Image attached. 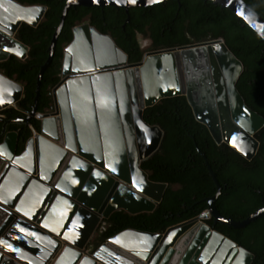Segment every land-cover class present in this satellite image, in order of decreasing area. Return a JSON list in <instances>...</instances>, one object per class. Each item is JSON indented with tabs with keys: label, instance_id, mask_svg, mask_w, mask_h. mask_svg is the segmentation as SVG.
I'll return each instance as SVG.
<instances>
[{
	"label": "water",
	"instance_id": "95a60500",
	"mask_svg": "<svg viewBox=\"0 0 264 264\" xmlns=\"http://www.w3.org/2000/svg\"><path fill=\"white\" fill-rule=\"evenodd\" d=\"M172 0H66L49 54L37 75L34 103L23 119L32 128L17 153L19 134L0 143V264H252L255 255L206 221L242 229L264 216L261 208L241 221L217 207L223 187L204 157L217 193L209 209L164 232L126 229L104 241L101 227L116 211L152 213L167 183L142 167L162 146L165 132L144 120L161 100L186 96L198 122L217 144H228L246 160L259 148L255 134L264 118L245 103L236 83L242 62L222 39L147 52L130 63L114 39L88 22L72 29L52 103L38 112L42 77L51 64L71 7L129 9ZM179 1V0H176ZM229 9L264 42V19L243 0H205ZM47 7L0 0V63L28 57L16 34L37 27ZM239 13V14H237ZM24 86L0 72V111L15 107Z\"/></svg>",
	"mask_w": 264,
	"mask_h": 264
},
{
	"label": "trees",
	"instance_id": "16d2710c",
	"mask_svg": "<svg viewBox=\"0 0 264 264\" xmlns=\"http://www.w3.org/2000/svg\"><path fill=\"white\" fill-rule=\"evenodd\" d=\"M25 5L47 7L37 27L22 24L16 37L29 46L28 57L11 56L0 63V72L24 86L23 98L15 107L0 111V143L8 131L19 134L17 153L24 149L39 128L18 121L31 110L35 98L37 75L49 54L53 33L60 22L66 0H15ZM264 19V0H243ZM106 7H71L58 37L53 60L43 74L38 112L51 103V91L60 80L65 47L73 38L72 29L88 22L103 34L110 35L128 56L130 63L139 62L146 51L173 48L198 42L222 39L242 62L243 72L236 87L249 108L264 118V42L233 12L205 0H172L163 4L129 9ZM150 41L143 49L138 37ZM144 120L160 126L165 137L162 146L142 167L155 182L169 184L162 203L152 213L132 215L114 212L105 220L100 240L104 241L126 229L164 232L168 228L195 218L209 209L208 198L217 186L200 150L205 153L223 187L217 207L225 217L244 220L264 207V127L255 135L260 145L255 157L247 161L228 144H217L209 129L198 122L186 96L161 100L144 110ZM214 230L227 236L255 255L252 264H264V216L242 229L206 221Z\"/></svg>",
	"mask_w": 264,
	"mask_h": 264
},
{
	"label": "rangeland",
	"instance_id": "374dc122",
	"mask_svg": "<svg viewBox=\"0 0 264 264\" xmlns=\"http://www.w3.org/2000/svg\"><path fill=\"white\" fill-rule=\"evenodd\" d=\"M138 39H139L141 47L147 50L150 46V41L142 36H139ZM146 52H148V50Z\"/></svg>",
	"mask_w": 264,
	"mask_h": 264
},
{
	"label": "snow or ice",
	"instance_id": "6c2138e0",
	"mask_svg": "<svg viewBox=\"0 0 264 264\" xmlns=\"http://www.w3.org/2000/svg\"><path fill=\"white\" fill-rule=\"evenodd\" d=\"M93 2H96V0H93ZM116 2L119 3V2H121V0H116ZM128 2L129 3H135L136 0H128ZM149 2L151 3V2H153V0H149ZM237 14H239V13H237ZM260 211L264 212V209H261Z\"/></svg>",
	"mask_w": 264,
	"mask_h": 264
},
{
	"label": "built area",
	"instance_id": "2783aa9c",
	"mask_svg": "<svg viewBox=\"0 0 264 264\" xmlns=\"http://www.w3.org/2000/svg\"><path fill=\"white\" fill-rule=\"evenodd\" d=\"M105 229V225H103L102 227H101V230H104Z\"/></svg>",
	"mask_w": 264,
	"mask_h": 264
},
{
	"label": "flooded vegetation",
	"instance_id": "af4514ba",
	"mask_svg": "<svg viewBox=\"0 0 264 264\" xmlns=\"http://www.w3.org/2000/svg\"><path fill=\"white\" fill-rule=\"evenodd\" d=\"M148 52H151V51H148ZM147 53V52H146ZM256 135V134H255ZM256 138V137H255ZM235 151V150H234ZM238 153V152H237ZM239 154V153H238ZM240 155V154H239ZM243 157V156H242ZM244 158V157H243ZM245 159V158H244ZM248 161V160H247ZM251 161V160H250Z\"/></svg>",
	"mask_w": 264,
	"mask_h": 264
}]
</instances>
